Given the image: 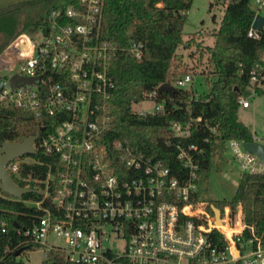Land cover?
<instances>
[{
	"label": "built area",
	"instance_id": "built-area-1",
	"mask_svg": "<svg viewBox=\"0 0 264 264\" xmlns=\"http://www.w3.org/2000/svg\"><path fill=\"white\" fill-rule=\"evenodd\" d=\"M79 3L83 13L73 5L66 11L68 16L81 15L70 17L80 22L66 23L57 17L60 9L52 10L35 25L43 39L35 43L19 33L8 47L11 56L0 64V104L48 118L45 133L33 146L52 156L44 179L30 187L39 197L25 200L42 213L33 226L19 231L26 239L15 248L28 242L43 248L44 257L53 250L72 264H264V231L245 222L241 202L219 206L195 197L201 178L190 152L198 149L195 144H177L187 168V175L179 178L161 161L127 144L115 142L110 150L104 143L112 122L109 67L116 48L99 37L103 0ZM251 6L254 16L247 34L260 38L264 22L259 30L252 22L256 14L264 16V0H251ZM141 47L131 41L128 51L140 58ZM13 74L35 80L13 87ZM263 77L264 48L249 72L250 92L238 98L240 106H249L248 97ZM191 80L186 72L169 83L186 88ZM157 88L144 93V100L155 102L154 109H141L140 114L164 110ZM170 127L175 135L189 133L187 123L173 121ZM226 142L241 172L264 175V159L245 148L247 141ZM248 142L264 146V135L253 132ZM23 156L6 164L10 175L21 163L34 161ZM212 205L219 209L220 220Z\"/></svg>",
	"mask_w": 264,
	"mask_h": 264
},
{
	"label": "trees",
	"instance_id": "trees-1",
	"mask_svg": "<svg viewBox=\"0 0 264 264\" xmlns=\"http://www.w3.org/2000/svg\"><path fill=\"white\" fill-rule=\"evenodd\" d=\"M213 2L223 5V14L213 32L214 43L208 46L193 38L182 37L192 0H103L99 37L116 48L109 67L114 81L112 122L103 139L110 150L115 142H122L145 157L161 161L173 175L183 178L187 168L178 157L177 144L187 146L192 143L198 147L190 152L198 163L201 177L212 166V153L217 143L232 138L252 140L253 132L238 119V98L250 92L249 72L260 62L264 36L253 38L247 34L254 16L251 0ZM69 5L79 13L84 12L79 0H70ZM67 7L57 5L56 0H23L1 8L0 52L19 33L25 32L28 25L45 21L52 10L60 9L57 17H62L66 23L80 22L70 17L81 15L68 16ZM131 41L142 44L140 58L128 51ZM191 43L201 54L207 52L213 73L208 90L195 94L188 88H177L173 96L158 92V99L165 100L163 111L140 114L133 110L134 103L144 100V93L172 80L170 69L179 59L178 47L182 44L189 47ZM260 82L264 83V77ZM260 90V85H256V91ZM47 119L13 104H0V145L4 141H20L35 133L40 137L48 127L44 123ZM173 121L187 123L188 135H175L170 127ZM24 157L34 161L21 163L18 170L11 173L12 178L24 187L39 184L38 180L44 179L50 170L52 156L38 151ZM38 197V193L32 191L18 198L0 189V264H23L18 256L25 253V249L38 248L28 242L15 248L26 239L19 231L33 226L42 213L25 200ZM195 197H199L198 193ZM238 202L242 204L245 222L264 231V175L240 173L232 206L236 207ZM18 249L19 253L14 256L13 252ZM45 262L72 264L53 250L47 253Z\"/></svg>",
	"mask_w": 264,
	"mask_h": 264
},
{
	"label": "rangeland",
	"instance_id": "rangeland-1",
	"mask_svg": "<svg viewBox=\"0 0 264 264\" xmlns=\"http://www.w3.org/2000/svg\"><path fill=\"white\" fill-rule=\"evenodd\" d=\"M13 1L16 0H0V9L9 6ZM69 1L56 0V4L69 6ZM210 2H212L211 7ZM222 14V4L215 3L213 0H192L183 24V39L193 38L203 45H212L215 39L213 32L218 27ZM36 24L28 25L25 33L35 43H38L43 39V33L40 28L35 26ZM10 44L5 49H8ZM2 52H0V64L7 57ZM177 52L179 59L172 64L169 77L173 80L175 77L188 72L192 75V80L186 88L192 90L195 94L207 91L213 78L207 52L204 51L201 54L193 43L189 47H184L183 44L180 45ZM10 74L12 72H8L7 75ZM260 87V91L248 97V107L239 106L237 115L238 119L245 123L252 132L262 136L264 135V83H260ZM154 105V101L143 100L134 103L132 109L136 111L141 109L152 110ZM240 173L239 163L231 154L230 144L227 142L217 143L212 153V166L208 172L201 176L196 187L199 198L213 201L219 206H221V202L231 201ZM18 259L23 264H48L45 262L44 251L41 247L21 253Z\"/></svg>",
	"mask_w": 264,
	"mask_h": 264
},
{
	"label": "water",
	"instance_id": "water-1",
	"mask_svg": "<svg viewBox=\"0 0 264 264\" xmlns=\"http://www.w3.org/2000/svg\"><path fill=\"white\" fill-rule=\"evenodd\" d=\"M264 22V16L260 14H256L254 17V20L252 22V26L259 30L262 27V24ZM12 50L5 49L3 52L7 55V57H10L12 54ZM2 52V53H3ZM10 84L11 86H17V82L20 81V84H27L32 83L35 80V77H24L19 74H13L10 77ZM3 79L0 77V86L2 85ZM158 92H167L170 96H173L175 92H177V88L169 83V82H163L161 83L158 88ZM43 130V128H41ZM39 136V133L31 134L25 136L20 141H4L0 145V189L8 194H11L13 196H16L18 198H21L23 194L35 191L34 189L30 187H24L16 184L12 176L9 174V172L6 169V164L9 161H12L16 157H21L25 154H36V149L34 148L33 144L37 140ZM244 146L247 150L256 153L258 156L264 159V146L259 143L254 142H245ZM38 192V191H36ZM212 210L214 211V214L216 215L217 219H219V209L212 205ZM20 249L13 252V255L16 256L19 253Z\"/></svg>",
	"mask_w": 264,
	"mask_h": 264
},
{
	"label": "crops",
	"instance_id": "crops-1",
	"mask_svg": "<svg viewBox=\"0 0 264 264\" xmlns=\"http://www.w3.org/2000/svg\"><path fill=\"white\" fill-rule=\"evenodd\" d=\"M19 1H23V0H16V1L11 2L10 4H13V3H16V2H19Z\"/></svg>",
	"mask_w": 264,
	"mask_h": 264
}]
</instances>
